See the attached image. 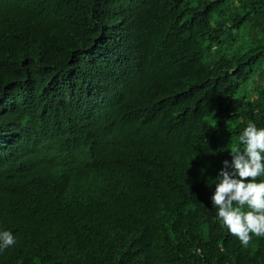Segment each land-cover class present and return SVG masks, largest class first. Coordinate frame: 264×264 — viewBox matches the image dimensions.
I'll return each mask as SVG.
<instances>
[{"label":"trees","instance_id":"obj_1","mask_svg":"<svg viewBox=\"0 0 264 264\" xmlns=\"http://www.w3.org/2000/svg\"><path fill=\"white\" fill-rule=\"evenodd\" d=\"M250 122L264 0H0V264H264L211 202Z\"/></svg>","mask_w":264,"mask_h":264},{"label":"clouds","instance_id":"obj_2","mask_svg":"<svg viewBox=\"0 0 264 264\" xmlns=\"http://www.w3.org/2000/svg\"><path fill=\"white\" fill-rule=\"evenodd\" d=\"M239 142L243 149L231 151V161H223L211 202L223 226L247 246L252 235L264 236V181L257 182L264 175V128L248 123ZM14 242L12 233H0V250Z\"/></svg>","mask_w":264,"mask_h":264},{"label":"bare ground","instance_id":"obj_3","mask_svg":"<svg viewBox=\"0 0 264 264\" xmlns=\"http://www.w3.org/2000/svg\"><path fill=\"white\" fill-rule=\"evenodd\" d=\"M179 74V73H178ZM93 75V74H92ZM95 77H96V74H95ZM92 80V79H91ZM94 80V79H93ZM96 81V80H95ZM89 83H91L90 81H89ZM92 84V83H91ZM90 85V84H89ZM86 86V85H85ZM87 87H88V84H87ZM91 87V86H90ZM89 88V87H88ZM84 89H85V87H84ZM90 89V88H89ZM86 92V91H85ZM100 92V91H99ZM93 93H96V91H94ZM82 94V93H81ZM86 94V93H85ZM93 95V94H92ZM92 95H90V96H92ZM96 94H94L93 96H95ZM102 95V94H101ZM90 98V100H91V97H89ZM98 100V99H97ZM94 101V100H93ZM85 102V101H84ZM83 102V103H84ZM92 102V101H91ZM90 102V103H91ZM94 103V102H93ZM97 113V112H96ZM87 114V113H86ZM89 115V114H88ZM76 147V146H75ZM80 149V148H79ZM67 152V151H66ZM65 156H66V153H65ZM64 156V157H65ZM66 158V157H65Z\"/></svg>","mask_w":264,"mask_h":264}]
</instances>
